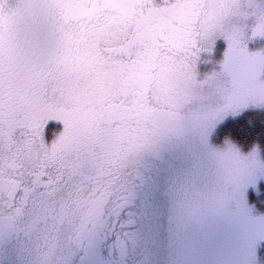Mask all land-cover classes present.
<instances>
[{"label": "snow or ice", "instance_id": "obj_1", "mask_svg": "<svg viewBox=\"0 0 264 264\" xmlns=\"http://www.w3.org/2000/svg\"><path fill=\"white\" fill-rule=\"evenodd\" d=\"M0 264H264V0H0Z\"/></svg>", "mask_w": 264, "mask_h": 264}]
</instances>
